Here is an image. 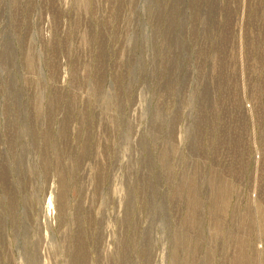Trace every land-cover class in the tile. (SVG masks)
<instances>
[{"label":"rangeland","instance_id":"rangeland-1","mask_svg":"<svg viewBox=\"0 0 264 264\" xmlns=\"http://www.w3.org/2000/svg\"><path fill=\"white\" fill-rule=\"evenodd\" d=\"M0 264H264V0H0Z\"/></svg>","mask_w":264,"mask_h":264},{"label":"bare ground","instance_id":"bare-ground-1","mask_svg":"<svg viewBox=\"0 0 264 264\" xmlns=\"http://www.w3.org/2000/svg\"><path fill=\"white\" fill-rule=\"evenodd\" d=\"M53 205H54V202H53V198L51 197V199L48 201V207L50 208V210L53 209Z\"/></svg>","mask_w":264,"mask_h":264}]
</instances>
